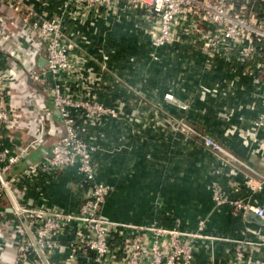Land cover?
Returning <instances> with one entry per match:
<instances>
[{
	"label": "built area",
	"instance_id": "obj_1",
	"mask_svg": "<svg viewBox=\"0 0 264 264\" xmlns=\"http://www.w3.org/2000/svg\"><path fill=\"white\" fill-rule=\"evenodd\" d=\"M258 1L262 0H249L251 4ZM125 2L154 19L152 49L172 43L173 27L178 18H184L188 29L183 33L195 32V39L208 49L209 56H224L240 63L261 56L256 42L264 39V5L254 21L251 14L231 13L225 0ZM43 5V0H0V6L10 10L0 12V131L17 126L24 113L30 122L37 121L32 126L36 137L23 146L9 137L12 144H4L0 133V264H4L9 251L13 255L10 264H52L51 258L56 255H61V264H80V260H86V264H197L200 249L205 252V264H264V260L243 250V245L258 243L211 233L206 230V218H199L195 228L189 229L182 228L177 217H169L167 224L133 223L102 214L111 186L97 178V144L87 136L86 128L121 115L122 102L106 104L99 100L107 57L102 56L97 68L79 50V43L87 39L85 28L98 20L118 19L124 7L118 0H60L57 10L49 13L40 9ZM40 57L42 65L38 63ZM254 82L259 92H255L254 100L261 110L246 136L264 151V138L256 137V130L264 128V91H259L264 78H254ZM208 91L203 87L200 93ZM38 96L47 99L45 102L57 112L56 126L46 124L53 118L37 108ZM186 128L226 163L239 161L218 140ZM42 141L49 143V155L17 171L28 150ZM68 167L75 169L81 188L75 210L48 206L44 197L34 202L29 199V181ZM249 181L247 184L255 187ZM212 200L217 208L227 203L233 215L245 217L251 212L264 222V206L256 202L227 199L217 189ZM228 241L233 246L224 256L216 254L217 245Z\"/></svg>",
	"mask_w": 264,
	"mask_h": 264
},
{
	"label": "crops",
	"instance_id": "obj_2",
	"mask_svg": "<svg viewBox=\"0 0 264 264\" xmlns=\"http://www.w3.org/2000/svg\"><path fill=\"white\" fill-rule=\"evenodd\" d=\"M43 1L40 9L49 13L55 12L60 3V0ZM118 1L124 13L118 19L112 17L108 22L98 20L89 25L85 28L87 39L79 43V50L90 58L91 65L99 68L102 56L107 57L98 89L99 100L106 104L122 102L121 115L86 128L87 136H92L97 144L94 155L97 178L111 186L102 214L133 223L167 224L169 217H177L182 228L189 229L195 228L199 218H206L207 231L231 239L241 238L248 228L264 234L263 221L233 215L227 203L217 208L211 197L214 189L227 199L245 197L249 191L244 190V179L250 177L258 186L256 180L264 174V151L258 149L257 142L247 141L246 136L261 110L254 100L258 92L254 78H264L261 57L246 60L243 68L244 63L235 59L209 56L208 49L195 39V32L183 33L188 29L184 18H178L173 27L172 43L152 49L154 19L143 10L126 6L125 0ZM225 4L231 13L251 14L257 21L264 0L252 4L249 0H225ZM0 12L10 10L0 6ZM18 71L24 72L23 68ZM203 87L211 91L201 95ZM261 88L259 91H264V82ZM148 90L154 94H147ZM166 91L187 102L183 115L174 103L163 98ZM45 101L48 102L38 96L37 108L52 115L53 119L46 121L48 126L50 123L56 126L57 112ZM152 107L158 110L154 112ZM180 119L185 120L181 124L218 140L245 161L248 164L245 175L241 161L232 164L221 161L196 141L192 133L180 131ZM21 120L22 129L0 131L4 144L11 145L9 138H14V142L23 146L36 137L32 126L37 121L30 122L26 113ZM256 137L264 138V128L256 130ZM49 152V143L42 141L28 150L25 162L16 170L39 161ZM260 189L251 198L264 206V183ZM80 194L78 174L73 167L42 173L28 182L30 200L44 197L48 206L56 205L69 212L75 210ZM231 246L230 241L218 244L216 254L224 256ZM243 248H248L252 256L264 258L263 243ZM5 255L4 264H10L12 252ZM60 258L61 255L53 256L52 264H61ZM205 260V252L200 249L197 264H205ZM81 261L80 264L87 263Z\"/></svg>",
	"mask_w": 264,
	"mask_h": 264
},
{
	"label": "rangeland",
	"instance_id": "obj_3",
	"mask_svg": "<svg viewBox=\"0 0 264 264\" xmlns=\"http://www.w3.org/2000/svg\"><path fill=\"white\" fill-rule=\"evenodd\" d=\"M154 94V91H150L149 92V90L147 91V94ZM157 93H159V92H156V94ZM163 98L166 100V101H169V102H172V103H174L181 111H182V113H180V114H182L183 115V112H185V110H183V109H187L186 107V104L185 103H187V102H184V100H181V99H179V97H177V96H175L172 92H164L163 93ZM151 110L152 111H154L155 112V110H158L157 108H154V107H152L151 108ZM136 112V111H135ZM132 113V114H136V113ZM185 114V113H184ZM180 122V124H179V126H178V128L180 129V131H183L184 133L186 132V134H191L190 133V131H188L187 132V128H186V126H184V128L182 129L181 128V126L183 125V124H181V122H184L185 120H183V119H180L179 120ZM185 123V122H184ZM195 129V128H194ZM196 141H198L199 142V140H197L196 139ZM216 157L219 159V160H221V161H224V160H222V158L220 157H218L217 155H216ZM235 157H237V160H239V161H241V163H242V167H241V169H242V171H243V175H245V171H246V166H248V164L245 162V161H243V160H241V158H239L238 156H235ZM228 164H231V163H233V161H228L227 162ZM249 175H251V177H253V178H255V176L254 175H252V174H249ZM257 176V175H256ZM249 177V176H248ZM249 180H251L252 181V178H247L246 180L244 179V182H243V184L245 185V189L244 190H246V193L249 191V195H247V196H245V197H242V198H240V200H242L243 202H249V201H252V202H256L255 200H253V198H251L252 197V195H254L255 193H257V192H259V191H262L261 189H260V187H261V185L264 183V174H260L259 175V178L256 180V181H258L257 182V184H261L259 187H257L256 185H255V187H252L251 185H248L247 183L248 182H250ZM248 190V191H247ZM263 194V193H262ZM211 197H212V195H211ZM241 236V238H238L237 236L235 237V238H238L239 240H241V241H258L257 243L258 244H264V234H257L253 229H250V228H248V230L244 233V234H242V235H240ZM243 250H244V252L246 253V254H252L251 253V251L248 249V248H243ZM257 259H261V260H264V258L263 257H257Z\"/></svg>",
	"mask_w": 264,
	"mask_h": 264
},
{
	"label": "trees",
	"instance_id": "obj_4",
	"mask_svg": "<svg viewBox=\"0 0 264 264\" xmlns=\"http://www.w3.org/2000/svg\"><path fill=\"white\" fill-rule=\"evenodd\" d=\"M256 45H257V47L260 49V51H261V61H262V63H264V39H261V40H259L258 42H256ZM255 58H258V57H254V58H252V59H255ZM246 65H245V63L243 64V68H246L245 67ZM24 123L22 122V120H21V118L17 121V126H15V127H13L11 130H17L18 128H20V129H22V125H23ZM21 126V127H20ZM81 262H83V261H81L80 260V263Z\"/></svg>",
	"mask_w": 264,
	"mask_h": 264
},
{
	"label": "water",
	"instance_id": "obj_5",
	"mask_svg": "<svg viewBox=\"0 0 264 264\" xmlns=\"http://www.w3.org/2000/svg\"><path fill=\"white\" fill-rule=\"evenodd\" d=\"M43 62H44L43 58L40 57L39 60H38L39 65H42ZM245 218L248 219V220H253V221L258 222V223L262 222V220L260 218H258L256 215H254L251 212H248L245 215Z\"/></svg>",
	"mask_w": 264,
	"mask_h": 264
}]
</instances>
